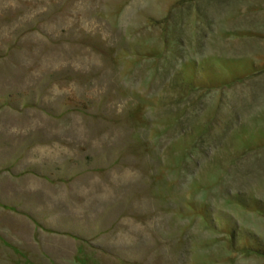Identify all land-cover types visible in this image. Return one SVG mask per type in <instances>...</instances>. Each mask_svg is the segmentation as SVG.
Segmentation results:
<instances>
[{
  "label": "rangeland",
  "instance_id": "rangeland-1",
  "mask_svg": "<svg viewBox=\"0 0 264 264\" xmlns=\"http://www.w3.org/2000/svg\"><path fill=\"white\" fill-rule=\"evenodd\" d=\"M0 264H264V0H0Z\"/></svg>",
  "mask_w": 264,
  "mask_h": 264
}]
</instances>
